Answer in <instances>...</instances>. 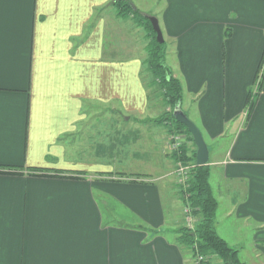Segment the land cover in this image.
Masks as SVG:
<instances>
[{"label": "crops", "instance_id": "1", "mask_svg": "<svg viewBox=\"0 0 264 264\" xmlns=\"http://www.w3.org/2000/svg\"><path fill=\"white\" fill-rule=\"evenodd\" d=\"M113 1L0 0V264H190L150 32ZM130 1L207 143L218 234L264 264V0Z\"/></svg>", "mask_w": 264, "mask_h": 264}, {"label": "trees", "instance_id": "2", "mask_svg": "<svg viewBox=\"0 0 264 264\" xmlns=\"http://www.w3.org/2000/svg\"><path fill=\"white\" fill-rule=\"evenodd\" d=\"M113 4L118 15L134 17L137 22L144 23L150 32L151 40L148 45L147 67L153 76L152 84L158 86L165 103L172 108L170 112L158 117L157 121L169 120L170 123L175 125L174 128H170L172 133H185L194 142V138L187 126L177 121L174 117L175 109H182L184 91L180 80L173 75L171 68L166 63V42L160 43L157 40V33L148 18L149 16L135 8L130 0H114ZM253 94L254 91L252 89L248 101L249 108L252 107L255 100ZM182 154L179 157L182 161L193 160L196 164L191 174L190 185H182L181 188L186 193L185 202L187 207L190 208L194 215L199 217V221L193 228L184 226L179 229L181 240L191 249L194 257H202L200 264H212L211 257L214 255L220 257L224 264H246L239 258L238 250L231 247L216 230L218 201L214 196L210 183L211 170L209 165L197 164V150L192 156H189L188 148L183 147Z\"/></svg>", "mask_w": 264, "mask_h": 264}, {"label": "rangeland", "instance_id": "3", "mask_svg": "<svg viewBox=\"0 0 264 264\" xmlns=\"http://www.w3.org/2000/svg\"><path fill=\"white\" fill-rule=\"evenodd\" d=\"M152 75V74H151ZM153 77V76H151ZM158 82V81H157ZM156 82V83H157ZM153 85V84H152ZM149 90H150V107L155 109V111H157L158 113V117H160L162 114H166L168 112H170L172 110L171 106H169L168 104L165 103L164 99H163V96L161 95V90H159L158 86L157 85H153V86H150L149 85ZM153 114V113H151ZM161 122H167L169 123L168 125H170V128H174L175 125H173L172 123H170L169 120H164V121H161ZM160 122V123H161ZM172 126V127H171ZM146 128V127H145ZM159 129H161L160 127H156V130L157 131H160ZM116 139V136L113 135ZM111 137V136H110ZM190 140V137L185 134V133H180V132H175V133H172L170 131V140H169V146H170V149L172 151V155H173V158L175 160L174 162V167L168 172L166 173L165 175H167V177L169 176V179H172L173 181H175L177 183V186L179 187V191H181V178L182 176L184 177L185 179V182H184V185H187L189 186L190 185V180H191V174L195 168V163L193 160L191 161H188V162H185V161H182L179 157L182 156V150H183V147H187L188 148V155L189 156H192L193 153H190V148L188 146V142ZM99 139H98V136H96L94 138V149H93V153H92V156H93V159L94 160H103L104 162H112V164H116V158H115V151L112 149L110 150L109 152L106 151L104 152V155H106L104 158L101 157V152L99 151L98 153H95V147L99 144ZM114 144H116L114 141H113ZM147 143V142H146ZM147 146V144H146ZM197 150V149H196ZM153 152L150 151L149 154H152ZM159 159V157H157ZM182 172V176L179 175L181 174ZM129 177H131L132 175H128ZM136 181H138V179L136 178L135 179ZM182 196L184 198V200L186 199V193L184 191H182ZM187 207V204L186 206ZM185 212V211H184ZM187 217V216H186ZM185 217V220L183 222L184 226L187 225L189 226V228H193L195 227V225L198 223L199 221V217L192 214V212H190V215L188 217H191V225L189 224V221H188V218ZM189 251L191 252V249L188 247ZM211 261H212V264H224L222 259L216 255H214L213 257H211ZM189 263L190 264H198L197 263V256L194 257L192 255V253L190 254V259H189Z\"/></svg>", "mask_w": 264, "mask_h": 264}, {"label": "water", "instance_id": "4", "mask_svg": "<svg viewBox=\"0 0 264 264\" xmlns=\"http://www.w3.org/2000/svg\"><path fill=\"white\" fill-rule=\"evenodd\" d=\"M149 20L151 21L154 30L157 33V40L160 43H164V37L162 30L160 28L159 21L155 16H149ZM174 117L177 121L183 123L187 126L189 132L192 134L194 138V142L197 146V156L196 162L198 165H205L209 162V149L207 143L204 140L201 130L198 126L186 115V113L181 108H176L174 111Z\"/></svg>", "mask_w": 264, "mask_h": 264}, {"label": "built area", "instance_id": "5", "mask_svg": "<svg viewBox=\"0 0 264 264\" xmlns=\"http://www.w3.org/2000/svg\"><path fill=\"white\" fill-rule=\"evenodd\" d=\"M179 175L182 176V175H183L182 172H181V174H179ZM181 180H182V183L185 182V179H184L183 176H182ZM190 212H191L190 208H189V207H186V208H185V213H186V216H187V218H188L189 224L191 225V222H192V221H191V217H188V216L190 215ZM201 259H202V257H198V258H197V263H198V264H200L199 262H200Z\"/></svg>", "mask_w": 264, "mask_h": 264}, {"label": "bare ground", "instance_id": "6", "mask_svg": "<svg viewBox=\"0 0 264 264\" xmlns=\"http://www.w3.org/2000/svg\"><path fill=\"white\" fill-rule=\"evenodd\" d=\"M181 185H184V183L181 182Z\"/></svg>", "mask_w": 264, "mask_h": 264}]
</instances>
